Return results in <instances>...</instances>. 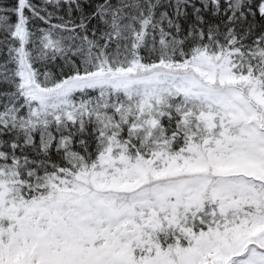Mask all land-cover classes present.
Here are the masks:
<instances>
[{"label":"snow or ice","instance_id":"1","mask_svg":"<svg viewBox=\"0 0 264 264\" xmlns=\"http://www.w3.org/2000/svg\"><path fill=\"white\" fill-rule=\"evenodd\" d=\"M0 264H264V0H0Z\"/></svg>","mask_w":264,"mask_h":264},{"label":"trees","instance_id":"2","mask_svg":"<svg viewBox=\"0 0 264 264\" xmlns=\"http://www.w3.org/2000/svg\"><path fill=\"white\" fill-rule=\"evenodd\" d=\"M36 2H39V0H36Z\"/></svg>","mask_w":264,"mask_h":264}]
</instances>
